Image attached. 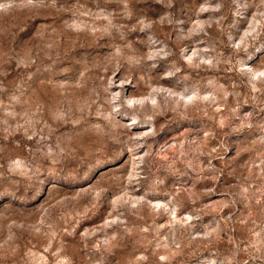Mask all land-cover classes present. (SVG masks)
<instances>
[{"label": "rangeland", "instance_id": "rangeland-1", "mask_svg": "<svg viewBox=\"0 0 264 264\" xmlns=\"http://www.w3.org/2000/svg\"><path fill=\"white\" fill-rule=\"evenodd\" d=\"M0 264H264V0H0Z\"/></svg>", "mask_w": 264, "mask_h": 264}]
</instances>
